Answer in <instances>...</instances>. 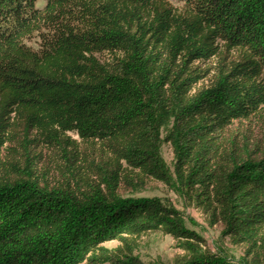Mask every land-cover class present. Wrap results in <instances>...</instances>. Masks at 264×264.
I'll return each mask as SVG.
<instances>
[{
  "label": "trees",
  "instance_id": "obj_1",
  "mask_svg": "<svg viewBox=\"0 0 264 264\" xmlns=\"http://www.w3.org/2000/svg\"><path fill=\"white\" fill-rule=\"evenodd\" d=\"M180 1L0 0V264H234L149 179L264 264V0Z\"/></svg>",
  "mask_w": 264,
  "mask_h": 264
},
{
  "label": "rangeland",
  "instance_id": "obj_2",
  "mask_svg": "<svg viewBox=\"0 0 264 264\" xmlns=\"http://www.w3.org/2000/svg\"><path fill=\"white\" fill-rule=\"evenodd\" d=\"M171 1L177 7L183 6V2L180 0ZM45 3L46 0H38L37 6L43 7ZM28 44L37 49L39 48L40 41L34 37L28 41ZM162 154L167 163L173 167L174 152L170 144H163ZM122 194L124 196L133 195L135 197L171 202L184 214L187 227L202 236L213 252L229 257V260L234 264H245L243 249L233 245L229 237H223V226L221 224H210L207 217L199 209L190 206L187 201L165 183L149 179L147 184L138 190L123 186ZM118 244V242H109L106 245L108 247H116ZM179 252L174 239L169 235L159 232L143 235L139 239V245L136 250V253L146 263L153 261L169 263Z\"/></svg>",
  "mask_w": 264,
  "mask_h": 264
}]
</instances>
